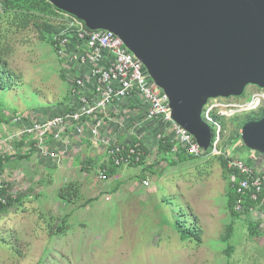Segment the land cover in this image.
Returning <instances> with one entry per match:
<instances>
[{"label":"rangeland","instance_id":"374dc122","mask_svg":"<svg viewBox=\"0 0 264 264\" xmlns=\"http://www.w3.org/2000/svg\"><path fill=\"white\" fill-rule=\"evenodd\" d=\"M12 46L9 60L18 84L0 86V120L1 116L11 119L16 112L55 111L69 97L63 61L57 50L30 30L15 33ZM255 87L247 86L245 93L233 96V100L248 99L257 90ZM248 113L239 112L219 119L223 128L219 149L244 160L257 156L264 161V155L248 148L243 140L226 146L233 134L234 118ZM125 124L119 121L114 126L118 129L117 144L131 143L139 136L154 151L163 137L176 136L164 124L158 127L159 140L146 137L138 124L131 131ZM77 145L64 158L66 162L61 167H54L52 162H43L39 158L12 165L20 152L11 165L6 166L2 178L10 179L15 191L27 197L22 205L13 207L7 214H0V264L227 262L221 238L231 219L227 200L228 179L219 160L212 158L211 147L208 156L184 166L172 165L168 160L158 163L160 154L151 153L145 162L155 164L154 173L128 165L122 166L117 175L106 180L98 173L105 160L100 150L89 146L93 159L100 158L92 162V169L85 170L89 166L84 162L85 144ZM78 154H82L81 160L77 159ZM71 182L80 184L81 196L67 202L58 196V191ZM91 198L97 200L88 203ZM181 208L190 213V223L193 224L195 216L199 218L204 227L202 242L182 241L170 225L171 210L178 214ZM66 215H69L67 230L53 235L49 220L55 230ZM253 217L258 218L255 213ZM235 230L231 243L236 249L230 257L231 262L264 264V236L257 238L251 235L245 216L237 220Z\"/></svg>","mask_w":264,"mask_h":264},{"label":"water","instance_id":"95a60500","mask_svg":"<svg viewBox=\"0 0 264 264\" xmlns=\"http://www.w3.org/2000/svg\"><path fill=\"white\" fill-rule=\"evenodd\" d=\"M91 29L119 35L170 97L173 118L208 151L210 98L264 88V0H49ZM264 155V116L242 128Z\"/></svg>","mask_w":264,"mask_h":264},{"label":"built area","instance_id":"2783aa9c","mask_svg":"<svg viewBox=\"0 0 264 264\" xmlns=\"http://www.w3.org/2000/svg\"><path fill=\"white\" fill-rule=\"evenodd\" d=\"M3 1L0 0V5ZM59 13L67 28L57 37V53L63 61V66L72 67L76 64L86 72L76 76L67 75L63 67L69 86V97L67 105L57 113L36 118L33 114L16 112L11 119L0 120V158L13 156L14 159L18 152L17 143L27 138L35 143L42 159L61 167L65 162L64 158L69 155V145L73 140L68 130L82 133L85 127H89L97 137L94 146L105 154L104 164L111 161L114 165L128 166L134 161L139 162L146 152L140 144L136 150L129 152L127 147L131 146L132 142L117 144L111 137L102 135L107 120L106 112L111 108L120 110V107L128 102L143 108L144 118L139 122L140 127L154 130L157 140L158 127L164 124L176 134L173 140L182 144L189 154L201 156L204 150L195 137L173 118L170 97L155 82L146 65L124 40L113 31L89 28L75 15L65 11ZM263 106L264 88H257L243 101H235L233 97L210 98L202 116L216 132L211 154L224 153L223 149H219L223 129L219 120L221 117H232L239 112H252ZM119 121L123 124V115L117 119L118 123ZM50 136L53 140L63 142L64 149H52L48 140ZM226 156L229 158V167L234 170L233 187L242 195L237 202V210H244L243 196L250 192L251 198L256 201L250 209L251 216L255 213L258 218L253 217V220L260 223L261 229L264 228V196L261 197V194H264V161L252 156L253 164L249 165V159L244 160L228 153ZM87 160L88 157L85 156L84 162L87 163ZM98 173L100 178L108 179L106 166H100ZM4 175L0 177V190L7 185L5 182L11 181L8 178L3 179ZM11 195L17 198L18 192L14 189ZM7 201L8 198L0 192V202L6 204Z\"/></svg>","mask_w":264,"mask_h":264},{"label":"trees","instance_id":"16d2710c","mask_svg":"<svg viewBox=\"0 0 264 264\" xmlns=\"http://www.w3.org/2000/svg\"><path fill=\"white\" fill-rule=\"evenodd\" d=\"M60 9H58L52 2L49 0H4L2 5L0 6V86L1 87H10L18 84V81L15 82L16 73L13 70L10 60L9 54L13 50L12 41L15 33L30 30L34 31L39 39L44 42H48L56 49L57 37L60 35L62 31L67 28L65 20L61 19V14L59 13ZM65 80L66 76L64 74ZM68 99V98H66ZM264 116V108H261L258 111H252L245 116H237L233 120V134L229 139L226 146L231 143H235L238 140L242 141V133L241 130L243 126L250 121L261 119ZM1 120H9L6 116H1ZM224 126V125H223ZM215 137V128L212 129ZM27 138L21 139L17 143V151L22 152L23 147ZM138 144L142 146L146 152L144 156H142L141 161H134L129 166H139L143 169V172L147 171L150 174L154 173L152 170L154 169L155 164L148 165L145 162L147 157L151 153L160 154L159 162L161 160H168L172 165H192L200 160H202L205 156L209 155V151H203L201 156H195L189 154L187 149L180 143L173 140L171 136L163 137L159 141L158 149L151 151L150 148L141 140L138 136H136L135 140L132 142L131 146L127 147L128 151L136 150ZM29 145H31V152L29 155L36 153L37 147L35 143L30 141ZM175 148V150H173ZM223 154L213 155V159L219 160L222 165L224 171L226 172V178L228 179V187H227V200H228V209L230 212V221L226 224L225 232L222 235L221 241L225 244L224 252L227 255V262L225 264H234L231 262L230 257L232 253L235 251L236 246L231 243V239L235 235V223L241 217L245 216L247 229L251 233L253 237H262L264 236V232L260 227V223L251 218L250 209L256 204V201L251 198V193L247 192L243 197L245 199L244 202V210H237V202L242 197L239 194L236 188L233 187L232 178L230 175L234 172L229 167V158L226 156L225 151ZM24 159L20 157V154L17 155L15 160ZM14 160V161H15ZM135 160V157H134ZM13 161V156H9L7 158H0V177L4 174L7 165H11ZM14 163V162H13ZM150 164V162H148ZM249 165L253 164V160L249 159ZM89 166L85 167V170L92 169V164L89 163ZM199 165V164H198ZM102 167H107L106 176L111 178L118 174L119 169L122 166L114 165L111 161L107 164H101ZM201 167V166H199ZM203 167V166H202ZM189 168V167H186ZM5 185L1 190V194L4 197L8 198L6 204L0 202V214H7L13 207L20 206L25 201L27 195L19 194L17 198H13L11 195L12 190H14V186L10 182H5ZM80 184L71 182L63 185L59 191L58 196L63 200L69 202L74 201V199L80 198L81 196V186ZM264 194H261L263 197ZM97 200V198H91L87 202L90 203L92 201ZM166 200V199H165ZM86 202V203H87ZM179 213H175V210H171L170 215L172 218L171 226L178 232L180 239L182 241H186L188 243L195 242L199 243L203 240L204 227L201 226L199 222V218L195 216L193 224L190 223L189 217L190 213H187L184 208H181ZM69 215H66L65 218L61 221V223L54 230L53 222L49 220V229L51 233L60 234L65 233L67 230V220Z\"/></svg>","mask_w":264,"mask_h":264},{"label":"crops","instance_id":"0c3cea01","mask_svg":"<svg viewBox=\"0 0 264 264\" xmlns=\"http://www.w3.org/2000/svg\"><path fill=\"white\" fill-rule=\"evenodd\" d=\"M73 40L76 41L75 36H73ZM63 67L65 68L67 75L68 74H74L76 76V75H82V72H86V70L80 68L81 66L76 65V64H74L72 67H68L66 65H64ZM63 73H64V71H63ZM66 83H67V81H66ZM67 103H68V99H66L65 102L58 105L57 106L58 108L53 112H49L50 110H48V111H46V110L34 111L33 116H35L36 118H39L42 116L55 114V113H57V111L62 110L67 105ZM102 114H103V112H102ZM120 114L123 115V125L126 122L125 126H127L131 131V128L134 127V125L138 124L139 126H141L139 124V122L142 121V119L144 118V110H143V108H141V106H139L135 103L132 104V103L128 102L127 104L122 105L120 107V110H115L114 108H111L110 111L108 110L106 112L107 120H106V123L102 129V135H106V136L109 135V137L114 139L116 142H118V133H117L118 129H117V127L114 128V126L116 124H118L117 119L120 118ZM140 130L142 132L144 131V133L146 132L144 134L146 137H149V138L154 137L155 138V131L154 130H152L150 128H145L144 126L142 128L140 127ZM68 132L72 134V139H73L72 144L69 145V153L70 154L74 151V149H76L78 147L77 144L81 143V144H85V147H84L85 154H83V156H84V158H85V156L88 157V160H87L88 163H91V164H92V162L95 163L96 162L95 159L98 160L100 158V156H98L95 159H93L94 155L92 154V150H89V146H90V149H93V146L95 145V140L97 138L95 136V134L92 132L91 128L85 127V129L82 133L73 132V129L68 130ZM0 135H1V132H0ZM48 140L50 141V146L52 149L55 148L57 150H62L65 147L63 142L58 141V140H53V138L51 136L48 138ZM29 143H30V140L27 139L25 146L23 147V151L20 154V157H22L24 159L15 160L12 165H14L16 163L19 165L20 162H22L23 160L31 161V160H34L35 158H39L43 162L45 161L44 159H42L40 157L39 152H37V151H36V153L29 155L31 152V145H29ZM76 145H77V147H75ZM149 148L151 150V145ZM103 156L105 157V154L102 155V158H103ZM65 158H67V157H65ZM81 158H82V154H78L77 159L81 160ZM45 162H47V161H45ZM54 167H56V166H54Z\"/></svg>","mask_w":264,"mask_h":264},{"label":"flooded vegetation","instance_id":"af4514ba","mask_svg":"<svg viewBox=\"0 0 264 264\" xmlns=\"http://www.w3.org/2000/svg\"><path fill=\"white\" fill-rule=\"evenodd\" d=\"M254 86H256V85H254ZM255 88H260V87L256 86Z\"/></svg>","mask_w":264,"mask_h":264}]
</instances>
